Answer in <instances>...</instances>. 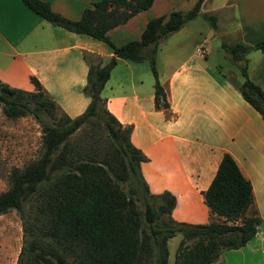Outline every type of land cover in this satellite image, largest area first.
<instances>
[{
    "label": "trees",
    "instance_id": "obj_1",
    "mask_svg": "<svg viewBox=\"0 0 264 264\" xmlns=\"http://www.w3.org/2000/svg\"><path fill=\"white\" fill-rule=\"evenodd\" d=\"M48 22L106 42L112 55L83 51L87 70L82 91L89 100L75 116L67 115L33 75V89L0 80L1 111L8 117L31 115L40 125L37 156L8 172L0 191V213L15 209L22 240L15 264H168V237L180 234L173 264H211L224 249L243 245L256 231L260 216L250 182L224 152L202 191L210 218L202 223L172 218L174 195L150 192L141 172L146 155L130 141L131 126L107 109L100 91L118 57L147 60L153 76V104L168 112L166 91L155 67V51L184 21L199 14L210 27L216 16L201 11L202 0L187 10H169L149 18L138 38L115 45L106 31L148 8L153 0H95L77 19L51 10L44 0H21ZM221 45L237 63L242 97L264 119V91L247 74L243 55L264 50V38L252 44ZM239 61H242L238 63Z\"/></svg>",
    "mask_w": 264,
    "mask_h": 264
},
{
    "label": "crops",
    "instance_id": "obj_2",
    "mask_svg": "<svg viewBox=\"0 0 264 264\" xmlns=\"http://www.w3.org/2000/svg\"><path fill=\"white\" fill-rule=\"evenodd\" d=\"M44 1L51 10L77 19L95 0ZM195 1L153 0L106 33L112 43L122 44L138 38L149 18L172 9L185 11ZM200 10L216 16L215 28L197 14L156 47L155 67L166 91L167 114L154 107L147 60L118 57L100 94L117 120L131 126L130 141L146 155L140 172L149 191L174 195L175 220H209L202 191L222 154L233 158L250 182L260 222L243 245L222 250L211 264H264V119L228 80L230 74L236 82L243 77L221 45L222 40L252 44L264 38V0H202ZM84 50L103 61L112 55L106 42L52 24L21 0H0L1 81L31 90L33 75L67 115L75 116L89 100L82 91ZM243 61L248 77L264 91V50L249 49ZM179 238L174 234L166 241L168 264H173Z\"/></svg>",
    "mask_w": 264,
    "mask_h": 264
},
{
    "label": "rangeland",
    "instance_id": "obj_3",
    "mask_svg": "<svg viewBox=\"0 0 264 264\" xmlns=\"http://www.w3.org/2000/svg\"><path fill=\"white\" fill-rule=\"evenodd\" d=\"M40 149V125L31 115L8 117L0 105V191L8 172L35 158ZM21 221L15 209L0 213V264H15L21 245Z\"/></svg>",
    "mask_w": 264,
    "mask_h": 264
},
{
    "label": "built area",
    "instance_id": "obj_4",
    "mask_svg": "<svg viewBox=\"0 0 264 264\" xmlns=\"http://www.w3.org/2000/svg\"><path fill=\"white\" fill-rule=\"evenodd\" d=\"M202 50H203L202 47H198V48H196V51H197L198 53H200V54H202Z\"/></svg>",
    "mask_w": 264,
    "mask_h": 264
}]
</instances>
